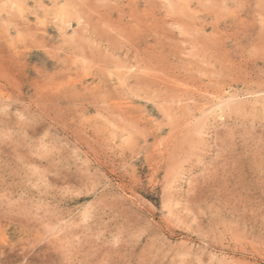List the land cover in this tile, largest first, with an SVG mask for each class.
<instances>
[{
	"label": "rangeland",
	"instance_id": "374dc122",
	"mask_svg": "<svg viewBox=\"0 0 264 264\" xmlns=\"http://www.w3.org/2000/svg\"><path fill=\"white\" fill-rule=\"evenodd\" d=\"M263 93L264 0H0V264H264Z\"/></svg>",
	"mask_w": 264,
	"mask_h": 264
},
{
	"label": "bare ground",
	"instance_id": "6f19581e",
	"mask_svg": "<svg viewBox=\"0 0 264 264\" xmlns=\"http://www.w3.org/2000/svg\"><path fill=\"white\" fill-rule=\"evenodd\" d=\"M124 67V66H123ZM133 68V67H132ZM127 70H129V69H127ZM126 70V71H127ZM251 93V92H250ZM234 94V93H233ZM232 94V95H233ZM260 94H262V93H260ZM264 94V93H263ZM226 95V94H220V95H216V96H214L213 97V99H212V103H211V105H208V107H206L205 109H203L202 111H203V113L206 111V113L207 112H209V113H211L212 115H213V113H217V117H220L221 118V116L222 115H224V112H223V110L225 109V107H228V105H229V103L230 102H232V104H233V101H236V99L237 100H240L241 99V96H240V99H238L235 95ZM239 96V95H238ZM254 96H256L255 94H254ZM263 96V95H262ZM261 96V97H262ZM247 98V97H246ZM260 98V97H259ZM257 100V99H256ZM245 101H246V99H245ZM211 102V101H210ZM239 102V101H238ZM238 102H237V104H238ZM247 102V101H246ZM255 102V101H254ZM236 103V102H235ZM240 103V102H239ZM252 103H253V101H252ZM262 103V102H261ZM257 104H259V102L257 103ZM263 104V103H262ZM118 105V104H117ZM129 105V104H128ZM127 105V106H128ZM230 105H231V103H230ZM264 105V104H263ZM126 106V107H127ZM234 107H235V104L233 105ZM118 107V106H117ZM125 107V108H126ZM131 107V106H130ZM255 107V106H254ZM264 107V106H263ZM129 108V107H128ZM224 108V109H223ZM231 108H232V106H231ZM259 108V107H258ZM226 109H229V108H226ZM225 109V110H226ZM224 110V111H225ZM240 110V109H239ZM200 113V112H199ZM205 113V114H206ZM209 113H207V115L206 116H209L210 114ZM219 113V114H218ZM204 114V115H205ZM214 114V116H215V119L217 118L216 117V115ZM222 114V115H221ZM200 116V115H199ZM203 116V115H202ZM202 116H200V117H202ZM205 116V117H206ZM224 116H222V118H223ZM203 119V118H202ZM207 119V118H206ZM207 121V120H206ZM219 121H220V119H219ZM203 122V121H202ZM195 130V129H194ZM202 130V129H201ZM195 132L196 133H200V131L197 129V130H195ZM179 189V188H178Z\"/></svg>",
	"mask_w": 264,
	"mask_h": 264
}]
</instances>
